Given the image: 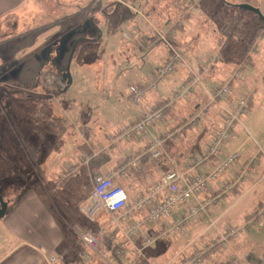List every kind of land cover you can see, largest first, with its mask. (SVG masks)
Here are the masks:
<instances>
[{"label":"rangeland","instance_id":"rangeland-1","mask_svg":"<svg viewBox=\"0 0 264 264\" xmlns=\"http://www.w3.org/2000/svg\"><path fill=\"white\" fill-rule=\"evenodd\" d=\"M246 6L264 16V0H28L7 18L12 26L0 32V197L8 209L0 220V234L6 224L16 225L17 219L7 221V216L29 198L45 205L62 230L66 220L84 219L80 208L90 201L91 175L102 173L106 167L101 164L124 151L133 137L119 141V134L130 129L137 112L167 96V82L176 88L177 78H170L176 74L148 91L138 105L130 101V88L152 83L156 69L176 53L185 72L187 64L199 68L218 56L211 65L216 80L207 83L208 91L228 84L241 70L242 78L230 87V99L220 103L226 107L241 98L250 100L225 153L238 150L240 164L248 156L255 160L250 178L262 180L248 194L244 192L253 183L243 181L237 193H229V200L224 198L229 214L219 222L216 214L179 223L176 210L189 202L177 206L169 218L149 225L163 233L146 235L140 255L122 247L132 242L121 234L120 216L100 211L91 223L107 226L109 233L121 226L119 257H138L139 264H238L244 257L250 264H264V21ZM69 60L72 83L67 85L63 77ZM200 97L205 105L209 102V111L194 120V107H188L185 119L190 124L178 135L175 148L193 162L206 154L223 115L210 98L203 93ZM212 111H217L218 121H211ZM107 147H112L109 155L92 158L90 166L83 163L91 152ZM213 183L217 181L209 187ZM140 189L125 186L131 201ZM201 227H209L208 234L236 229L238 240L231 237V245L219 244L220 249L216 243L203 248L207 236H198ZM202 251L205 256L198 263L195 256Z\"/></svg>","mask_w":264,"mask_h":264},{"label":"crops","instance_id":"crops-1","mask_svg":"<svg viewBox=\"0 0 264 264\" xmlns=\"http://www.w3.org/2000/svg\"><path fill=\"white\" fill-rule=\"evenodd\" d=\"M27 1L28 0H0V25L4 26L0 29V32L10 30L12 25H8L9 22L7 21V18L15 15V12L21 9ZM171 58L172 55L171 57H167L164 61V64H167ZM184 68L186 72L179 66L174 72L176 75L170 77L177 78H174L176 81V88L173 87L174 85H172L171 81L167 82L165 84V88L168 89L167 96L155 102L149 110L137 112L136 118L131 121V123H129L130 129L127 127L126 132L122 131L119 134V141L122 139V137L124 138L127 135L133 137L132 141L127 143V147L124 149V151L119 152V155L115 160L110 159L101 164V167L105 166L107 169L105 168L102 173H97L96 175H112L116 183L121 185L124 189L126 185L139 186L141 189L136 192L135 199L133 201L129 199V206L131 208L135 207L133 205H135V203H137V201L142 196H149L150 194H153L157 187L162 184L163 177L167 173L176 171L184 175L186 180H190L197 175L207 174L216 167V164L212 161L198 164V162L192 161L193 158H191L190 161L188 158L184 159L185 156H182L181 154L182 150L180 148L177 149L178 151L175 150L179 138L178 135L182 133V130L187 128L190 124V122H186L185 119V114L188 111V107H194L192 115V119L194 120L195 118L197 119L199 116H202V114L203 116L207 115L210 105L209 102L207 105H205L200 97V94L203 93L206 98L209 99L211 93L207 89V83L211 85L215 83L216 80V77H213L211 74L213 69L212 67L207 73H200L202 75V81L195 88L194 94L186 99L188 100L187 104H181L177 106V102L179 101L172 103L171 94L177 90L180 84L190 82V75L192 72L199 73L200 71V67L196 68L188 64L187 67ZM205 76H207V79L204 78ZM155 77L156 76L154 75V80ZM234 79L235 78L232 77L231 79L226 80L230 87L233 86ZM150 84L136 87L143 89L145 91L144 95H146L148 91H152L150 89ZM144 95L142 96L144 97ZM130 101L134 103L131 93ZM169 103L172 104L167 107ZM159 109L163 110V118L150 128L149 134L140 136V134L136 133L134 128L141 118L146 114L154 113ZM210 118L211 121H218L219 117L217 115V111H212V116H210ZM166 126L168 128L167 130L164 129ZM112 146L114 147L115 144ZM111 149L112 147H107L100 153L91 152L89 155L90 157L84 159L83 163L87 166H90V160L92 158L97 159L102 153L109 155ZM157 152L159 153V156L155 157L154 155ZM232 152L234 151H230V153ZM249 160H251V158L249 156L246 157V159H244L241 164L238 163L235 171L231 170L230 172H227L217 180V183H213L212 186L209 187L208 190L201 194L197 199L191 200L188 204H185L184 206H181L179 209H177L175 215H179L181 217V221L178 222L181 223L182 220H184L189 208L193 205H199L201 208L199 215L200 218H198L199 220L197 219L196 221H202L205 216L210 218L217 214L216 221L219 222L222 218L228 215L230 206L228 204H224V198H226L229 193H237V188H239L242 181L237 183L236 186L229 192L225 191V186L234 180L232 174L240 172ZM133 163H136L135 167H133ZM99 170L101 171V169ZM76 171L74 170V173H77ZM45 177L46 176L44 175V179ZM95 177L93 178L91 175L92 182L94 181ZM147 177L149 180L145 181V178ZM261 180L262 177L259 178L258 181L253 178L243 181V183H253L251 187H249L244 192V194L250 193L252 188ZM167 194L168 192L164 191L159 193L154 199L156 201H162L166 198ZM210 207L213 208L210 209ZM223 207L226 209L221 211ZM103 212L109 215L105 211ZM184 212L186 213L184 214ZM147 214L148 207H146L144 211L124 209L120 214H115L116 217L120 216L122 218V228H120L121 226L113 227L112 231L109 233L108 227L106 226L107 234L103 243L96 249L92 250L80 242V235L84 233L98 232L101 229L100 227L104 228L105 226L98 225L97 227H93L94 224L88 221L86 218H82L81 220H75L74 218L73 220H66L65 224H67V228H63L62 230L54 219L52 212L47 209V207L43 205L38 199L36 201H31L30 198L29 200H23L16 208L11 210L10 214L7 216V221L9 219L16 218V225L10 227L8 224H6L4 226V231H2L4 233L0 234V264H50L49 260L51 257L57 258L56 264H139L140 258L138 257L135 259L119 257L118 233L120 228L122 232L121 234H123L126 238L124 233L125 230H127L129 223H138L141 228V236L137 238L138 240H136L135 243L134 241H131L132 244H125L122 247H126V253L132 251L133 253H139L140 255L142 253L141 245L145 246L144 241L146 239L144 238L146 235H149L150 233L158 234V232L163 233V230H160L159 227H157L158 230L155 227L150 230L149 224L146 221ZM248 217L249 216H246L245 218ZM245 227V229H250L249 224H246ZM201 228L202 229L198 236H207V241L204 242L205 246L203 248L209 247L214 243H216V249H220L219 244L225 245L228 243V245H231V237L224 241V237L228 234L229 228H225L223 231L219 230L214 234H208L210 231L209 227ZM236 235L235 237H237ZM11 236L17 239L16 242L13 243L12 239L9 242L8 239L11 238ZM233 245L240 246L239 248L245 246L240 245V242H235ZM246 260L247 259L244 257V261L238 264H250ZM225 264L231 263L228 262Z\"/></svg>","mask_w":264,"mask_h":264},{"label":"built area","instance_id":"built-area-1","mask_svg":"<svg viewBox=\"0 0 264 264\" xmlns=\"http://www.w3.org/2000/svg\"><path fill=\"white\" fill-rule=\"evenodd\" d=\"M174 58L171 59L166 65L159 67L155 71V80L150 84L152 91L157 90V84L166 78L171 73H174L177 66L183 64V60L180 55L174 54ZM218 60V56L210 57L208 62L200 66L199 73L192 72L190 75V82L182 83L173 92L172 103L180 100H186L195 92V88L201 83L202 75L208 72ZM201 73V74H200ZM235 79L242 78L241 70L237 71L234 76ZM144 90L140 87H131L130 93L132 100L135 104H140ZM231 96V90L229 84H224L222 87L217 88L210 96V103L217 104L222 110V121L217 132L213 135L207 145L206 154L200 159L198 164L212 161L216 164V167L207 174L197 175L190 180H186L184 175L173 171L167 173L163 177L162 184L157 187L153 194L149 196H142L135 207L129 206V197L125 189L116 183L112 175H98L94 179L93 192L91 193L90 201L87 205L80 208L81 213L84 217L94 222L100 211H105L109 215L120 214L124 209L126 210H138L144 211L148 207V214L146 221L149 225L156 223L157 221L165 220L169 218L175 211L177 206L190 202L191 200L197 199L201 194L206 192L209 188V183L217 181L221 175L226 174L230 170L235 171L239 163L240 154L238 151L226 154L225 147L231 140V136L234 133L235 126L241 122L242 116L248 111L249 99L241 98L236 102L227 104L226 107L221 106L222 101H228ZM172 103H169L171 105ZM203 116V114H202ZM163 118V110L159 109L154 113L146 114L136 124L134 130L136 133L141 135H148L150 128L161 121ZM155 157L159 156V153H155ZM133 167L136 163L132 164ZM255 160H249L245 167L234 174V180L225 186V191H231L237 183L250 179V175L254 173ZM205 172V170H204ZM164 191L168 194L162 201H156L154 198ZM201 208L199 205H193L189 208L184 220L185 224L191 220L199 218ZM181 222V223H183ZM181 229V225L179 226ZM141 233L140 225L136 222L129 223L127 230H125V236L129 241H134ZM107 234L105 228H102L97 233H84L80 235V242L86 247L94 250L99 247ZM236 232L230 230L224 237V241L230 237H235ZM147 242L146 244H148ZM205 252L202 251L195 256L198 263H202ZM50 264H56L57 258L51 257Z\"/></svg>","mask_w":264,"mask_h":264},{"label":"water","instance_id":"water-1","mask_svg":"<svg viewBox=\"0 0 264 264\" xmlns=\"http://www.w3.org/2000/svg\"><path fill=\"white\" fill-rule=\"evenodd\" d=\"M245 8L255 12L256 14H258L260 16L261 20L264 21V16L262 15L261 11H259L258 9L249 7V6H246ZM70 65H71V60H69V65H68V71L69 72H67L63 77V80L65 82H67V85H70L72 83V78H71V73H70ZM7 209H8L7 203H5L3 198L0 197V220L6 215Z\"/></svg>","mask_w":264,"mask_h":264},{"label":"flooded vegetation","instance_id":"flooded-vegetation-1","mask_svg":"<svg viewBox=\"0 0 264 264\" xmlns=\"http://www.w3.org/2000/svg\"><path fill=\"white\" fill-rule=\"evenodd\" d=\"M113 13V12H112ZM111 12L109 13V14H107V15H111L112 14Z\"/></svg>","mask_w":264,"mask_h":264},{"label":"trees","instance_id":"trees-1","mask_svg":"<svg viewBox=\"0 0 264 264\" xmlns=\"http://www.w3.org/2000/svg\"><path fill=\"white\" fill-rule=\"evenodd\" d=\"M101 228V227H100ZM93 233H97V232H93Z\"/></svg>","mask_w":264,"mask_h":264}]
</instances>
